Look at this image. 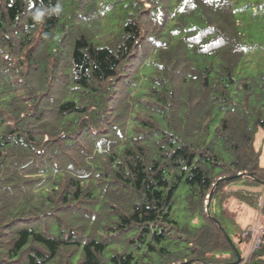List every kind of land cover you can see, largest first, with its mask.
Here are the masks:
<instances>
[{"label":"trees","instance_id":"trees-1","mask_svg":"<svg viewBox=\"0 0 264 264\" xmlns=\"http://www.w3.org/2000/svg\"><path fill=\"white\" fill-rule=\"evenodd\" d=\"M236 14L0 0V264H233L243 209L264 264V71Z\"/></svg>","mask_w":264,"mask_h":264},{"label":"rangeland","instance_id":"rangeland-1","mask_svg":"<svg viewBox=\"0 0 264 264\" xmlns=\"http://www.w3.org/2000/svg\"><path fill=\"white\" fill-rule=\"evenodd\" d=\"M233 2L236 3V15L246 43L245 57L240 70L246 75L257 76L264 71V0H233ZM246 5L248 6L245 7ZM254 147L259 154V164L264 168V129L256 131ZM253 190L259 189L253 188ZM256 219L255 213L249 216L243 209L238 213L236 221L246 229L248 226H255ZM236 247L242 255L247 250V246L237 244Z\"/></svg>","mask_w":264,"mask_h":264},{"label":"built area","instance_id":"built-area-1","mask_svg":"<svg viewBox=\"0 0 264 264\" xmlns=\"http://www.w3.org/2000/svg\"><path fill=\"white\" fill-rule=\"evenodd\" d=\"M250 231H251L250 241L247 246V250L245 251L244 255L241 256V260L239 264H247L251 255H253L261 245L262 242L261 237L263 235V230L258 228V226L255 224V226L252 227Z\"/></svg>","mask_w":264,"mask_h":264},{"label":"water","instance_id":"water-1","mask_svg":"<svg viewBox=\"0 0 264 264\" xmlns=\"http://www.w3.org/2000/svg\"><path fill=\"white\" fill-rule=\"evenodd\" d=\"M211 199V194L209 196V200ZM229 240V239H228ZM230 242V241H229ZM231 243V242H230ZM240 260H241V257L240 256H237V259L236 261L233 263V264H239L240 263Z\"/></svg>","mask_w":264,"mask_h":264}]
</instances>
